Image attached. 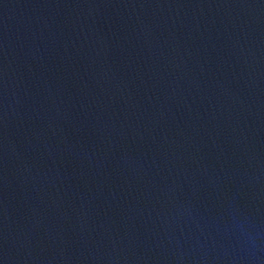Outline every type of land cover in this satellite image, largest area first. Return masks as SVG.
<instances>
[{
    "label": "water",
    "instance_id": "water-1",
    "mask_svg": "<svg viewBox=\"0 0 264 264\" xmlns=\"http://www.w3.org/2000/svg\"><path fill=\"white\" fill-rule=\"evenodd\" d=\"M0 264H264V0H0Z\"/></svg>",
    "mask_w": 264,
    "mask_h": 264
}]
</instances>
